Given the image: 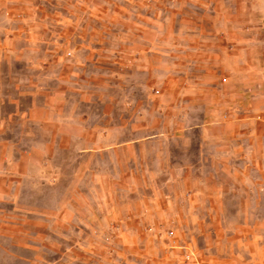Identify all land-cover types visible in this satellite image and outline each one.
<instances>
[{
  "label": "rangeland",
  "instance_id": "374dc122",
  "mask_svg": "<svg viewBox=\"0 0 264 264\" xmlns=\"http://www.w3.org/2000/svg\"><path fill=\"white\" fill-rule=\"evenodd\" d=\"M94 1L46 5L59 21L47 23L61 34L66 27L62 20L70 23L74 17L76 34L84 29L88 42L106 46L99 60L95 53L96 63L76 69L84 77V91L101 92L127 108L131 101L153 99L156 144L151 157L156 177L146 181L145 189L123 192L125 205L152 196L154 187L166 191V122L172 125L178 119L166 121L172 104L181 105L178 111L185 110L188 122L198 123L209 106L211 120L223 122L234 113L246 126L220 141L226 155L220 163L205 154L211 148L200 140L198 129L188 132L194 144L186 166L196 168L203 179L202 195L184 194L168 210L165 204L143 212H120L122 196H106L108 225L122 221L123 227L103 229L99 242L93 241L92 257L99 258V249L104 257L91 264H264V20L261 14L256 17L258 5L253 0ZM47 38L62 42L59 36ZM63 55L72 58L69 52ZM148 63L153 66L148 69L152 83L146 80ZM45 70L51 75L54 67L48 64ZM55 70L60 77L67 74ZM166 74L187 76V82L167 84ZM168 92L183 95L178 101ZM127 219L141 222L130 227ZM116 235L123 238L122 244L113 242Z\"/></svg>",
  "mask_w": 264,
  "mask_h": 264
},
{
  "label": "crops",
  "instance_id": "0c3cea01",
  "mask_svg": "<svg viewBox=\"0 0 264 264\" xmlns=\"http://www.w3.org/2000/svg\"><path fill=\"white\" fill-rule=\"evenodd\" d=\"M55 2L0 0V264L100 263L104 252L99 249V258L92 257L93 241L99 242L105 228L123 227L122 221L108 225L106 196H122L120 212H143L165 204L168 210L184 194L202 195L203 179L196 168L186 166L194 144L188 132L198 129L200 140L211 148L205 154L220 163V141L246 126L234 113L223 122L211 120L209 106L198 123L188 122L185 110L178 111L181 105L172 104L166 121L178 119L172 125L166 122V191L154 187L152 196L125 205L123 192L144 188L156 177L151 157L156 144L153 99L131 101L127 108L101 92L84 91V77L76 69L96 63L95 53L99 60L106 46L88 42L84 29V34H76L74 17L70 23L62 20L66 27L61 34L49 25L48 19L59 22L46 6ZM253 2L260 9L256 17L261 14L264 20V0ZM49 34L62 37L63 43L46 42ZM64 52L72 58L67 60ZM48 64L54 67L51 75L45 74ZM55 67L67 74L60 77ZM152 67H146L151 83ZM102 76L106 81V72ZM174 82L185 83L187 76L166 74V83ZM175 93L168 92L180 101L183 93ZM202 156L200 152V162ZM127 220L130 227L141 222ZM92 228L99 231L90 233ZM113 242L122 244L123 238L116 235Z\"/></svg>",
  "mask_w": 264,
  "mask_h": 264
}]
</instances>
